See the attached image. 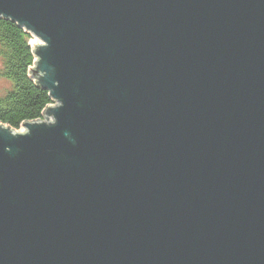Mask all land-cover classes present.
<instances>
[{
	"label": "water",
	"instance_id": "obj_1",
	"mask_svg": "<svg viewBox=\"0 0 264 264\" xmlns=\"http://www.w3.org/2000/svg\"><path fill=\"white\" fill-rule=\"evenodd\" d=\"M54 103L0 124V264H264V0H0ZM33 75V73H32Z\"/></svg>",
	"mask_w": 264,
	"mask_h": 264
},
{
	"label": "trees",
	"instance_id": "obj_2",
	"mask_svg": "<svg viewBox=\"0 0 264 264\" xmlns=\"http://www.w3.org/2000/svg\"><path fill=\"white\" fill-rule=\"evenodd\" d=\"M32 34L17 23L0 17V124L17 131L22 124L42 118L54 104L49 92L33 78L35 56Z\"/></svg>",
	"mask_w": 264,
	"mask_h": 264
},
{
	"label": "rangeland",
	"instance_id": "obj_3",
	"mask_svg": "<svg viewBox=\"0 0 264 264\" xmlns=\"http://www.w3.org/2000/svg\"><path fill=\"white\" fill-rule=\"evenodd\" d=\"M36 41H37V42H40V43H43L42 40H40V39H38V38L32 36L31 40L29 41V44H30L31 48H32V44H33L34 42H36ZM35 58H36V57H35ZM0 87H1V88H5V87H8V85H7V83L0 81ZM54 104H56V103H54ZM41 120L45 121V118L43 117V118H41ZM17 131H21V127H20Z\"/></svg>",
	"mask_w": 264,
	"mask_h": 264
},
{
	"label": "flooded vegetation",
	"instance_id": "obj_4",
	"mask_svg": "<svg viewBox=\"0 0 264 264\" xmlns=\"http://www.w3.org/2000/svg\"><path fill=\"white\" fill-rule=\"evenodd\" d=\"M38 71L37 70H32V73H33V77H36V78H38V76H40L41 74L39 73V75H38V73H37ZM38 75V76H37ZM42 121V120H41Z\"/></svg>",
	"mask_w": 264,
	"mask_h": 264
}]
</instances>
